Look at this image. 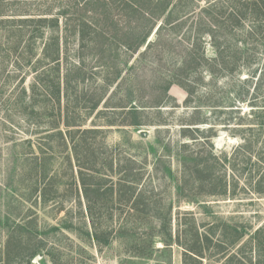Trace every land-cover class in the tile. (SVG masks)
Segmentation results:
<instances>
[{
	"label": "rangeland",
	"instance_id": "1",
	"mask_svg": "<svg viewBox=\"0 0 264 264\" xmlns=\"http://www.w3.org/2000/svg\"><path fill=\"white\" fill-rule=\"evenodd\" d=\"M208 4L221 22L218 50L194 32ZM234 9L231 0H0V264H130L127 250L151 233V258L135 264L164 263L168 256L184 264L179 243L157 250L163 243L156 217L167 208L173 236L183 241L192 229L213 227V239H221L237 227L247 245L242 261L264 264V13H246L232 26L226 18ZM168 19L184 21L164 38L173 46L171 63L197 43L190 68L196 70L187 78L195 82L200 110L184 104L186 92L176 84L169 99L162 94L157 65L143 51V37L156 38ZM82 21L88 23L83 42ZM54 37L58 46L44 51ZM198 121L214 127L208 134L213 153L235 150L228 161L207 166L209 177L229 184L225 195H208L210 185L192 179L176 191L183 174L178 153L209 151L200 139L180 147L179 128ZM75 128L93 130L79 148L80 163L114 169H100L92 181L93 221L100 239L109 235L106 245L92 237L71 143L56 134ZM157 128L162 143L154 141ZM166 142L169 152L159 146ZM130 169L139 175L132 197L141 196L133 213L117 195L111 199L103 178L114 182ZM36 249L40 254H32ZM214 249L191 264H224L227 252Z\"/></svg>",
	"mask_w": 264,
	"mask_h": 264
},
{
	"label": "trees",
	"instance_id": "2",
	"mask_svg": "<svg viewBox=\"0 0 264 264\" xmlns=\"http://www.w3.org/2000/svg\"><path fill=\"white\" fill-rule=\"evenodd\" d=\"M184 0H181L183 2ZM241 0H231V4H234L235 9L230 12L228 17L226 18L227 21L229 22L228 24H231L232 26L237 25L244 16H246V13H250L251 16L254 18L258 16L259 13H264V0H246V1H241ZM181 8L180 6H176V10H173L174 13L178 12ZM202 11V16H199L198 21L194 25V32L196 36H201L204 37L207 35L209 39L212 40L213 45L217 47L218 50V42L217 40V35L220 33V25L221 22L219 21L217 17V12L214 9V6L211 4H208L204 7H201ZM39 22H41L39 20ZM184 21H171V19H168L167 24L165 23V29L162 31L161 26L162 23L157 27L156 29V38L153 40H148V33L145 35L141 41L142 45H145L143 51L145 53L146 49L148 52H151V55L153 57L154 62L157 65V70L159 73V79L162 82V94L164 96H167L169 99V88L171 85L176 84L179 87H181L185 92H186V97L184 99V104L186 106H193L196 109L195 110H200L197 109V107H200L202 105L201 101L196 98L195 94V89L194 85L191 83L190 78H187L188 73H193L196 68L191 70V66L193 65V62L195 61V54L194 51L196 50V41H193V44L191 48L188 50L180 51V53L177 55L178 56V63H171L172 60H175V55L173 51V46L172 44L167 41L166 35L173 33L176 29H178ZM88 23H85L82 21L81 24L78 25L77 27V32H78V37L81 42L84 41V38L87 35V27ZM161 29V31H160ZM256 25H253L252 30L255 31ZM165 36V37H164ZM55 39V40H54ZM50 40L47 42L46 47H44V51L47 50V48L51 46L57 47L58 44L56 42V38ZM166 40V41H165ZM227 40V39H226ZM147 52V51H146ZM218 52H221L220 50ZM145 55V54H143ZM144 57V56H143ZM172 58L169 59V58ZM53 58V57H52ZM176 61V60H175ZM215 61V60H214ZM209 75L213 76V69L209 67L208 69ZM194 75V74H193ZM197 76V75H196ZM197 80H200L201 78L199 76L196 77ZM45 85L47 88L51 89L50 83H42ZM198 100V101H197ZM197 103H201L200 105ZM203 106V105H202ZM202 114V111H199V115ZM204 124V121H198L196 123L187 125V126H181L178 130V133L182 139V143L180 144V147L182 149L188 148L189 142H198L200 141L204 143L205 145L208 146L209 151L208 153L204 156L201 157L199 153H191L187 152L184 153L185 150H182L181 152L178 153V162L183 166L182 167V176L178 178L177 183H176V191L180 192L182 187L185 185V183L192 179L194 183L198 184L199 186H203L204 184H209L210 189L208 192V195H214V196H222L227 193L228 186L229 184L224 180L222 182L221 179H218L217 177L211 178L209 177V174L211 173L212 170L207 168L209 167L208 163L212 162L211 165H215L218 163L217 159L220 160L222 163L228 161V159H231L233 157V154L235 150L231 151V153H228L226 151H223L220 153V155H216L213 150V145L212 142H209V136L208 134L213 131V126L209 127H201L198 125ZM76 130V131H75ZM80 128H75L74 131L72 129H67V131L63 132L61 129L57 130V135L58 137L64 142L66 139L70 141L71 143V149L72 152L75 154V158L77 161L78 168L80 169L78 172V178L81 180L82 186H83V194L86 198L87 204H88V212L90 218H92V237L96 241L97 245L101 246V244L106 245L110 242V237L109 235L106 236L104 239H100L101 237L98 235L97 229L95 228V223H94V218L92 216V206L94 204V199L93 195L91 194L96 191L95 189V183H93V179L95 175H100V169L101 170H110L111 172H114V169L112 167V164L110 163L109 165H100V169H96L94 164L91 163V161L86 162V163H80L79 161V154L81 150L84 149L82 147L83 145L87 146L88 144L86 143V137L85 134L87 135L89 132L93 131L91 130H82L79 134ZM83 132V133H82ZM162 130L160 128H157L155 131V139L154 141L158 143H162L164 140L162 137H160L159 133H161ZM207 134V135H206ZM248 142V141H247ZM162 150L165 152H169L170 147L169 143H164L159 145ZM149 149L152 152H156L155 147L150 146ZM201 158L202 161H200ZM198 160L199 162H196ZM109 169H108V167ZM211 166V167H212ZM166 174L169 177H172V171L171 168L165 169ZM210 172V173H209ZM107 181H109V184L107 185V190L109 191V195L111 199L113 200L114 196L117 195V200L118 202L120 201H125L129 203V210L130 212H136V205L141 202L140 201V195L138 197L133 196L134 191H135V184L139 180V175L137 173H133L130 169L129 172H126V174L122 177L117 179L116 181H112V177L106 176L103 177ZM104 179V181H105ZM142 195V194H141ZM164 213V212H163ZM159 214L158 218L159 219V232H160V241L163 243L162 247H158L160 249V252H166L169 251L171 244L173 243H179L184 248V253H183V262L184 264H191L195 263L197 261H200L201 258L205 255V250L209 247H215L214 252H221L222 254L226 253V258H225V263L224 264H246L244 261H242L241 256L244 255L243 250L247 247V245H242L244 244L241 243L242 240V232L237 229V227H233V236L231 237L232 234L229 236L227 235H222L221 239H213L212 234H214L212 228L210 227L208 231L204 232H199L197 229H192V231H189L188 234L184 235V240L182 241L181 235L177 233V235H172L169 228H170V209L167 208L165 209L164 214ZM160 216V217H159ZM64 224V223H63ZM64 227L71 226L70 224H64ZM154 234L148 237H145L144 240L141 242L135 244L133 248H129L127 251L129 252L128 257H125L124 260H126L130 264H135L136 262L134 260L137 259H149L152 256L153 253V238ZM102 242V243H101ZM11 243V237L7 239V245L9 246ZM236 248V251L230 250V248ZM8 253V252H7ZM40 254V250L36 249L35 251L32 252V254ZM169 253V252H168ZM121 264V263H119ZM155 264H172L171 263V258L168 256V259L164 263H159V261H156Z\"/></svg>",
	"mask_w": 264,
	"mask_h": 264
},
{
	"label": "water",
	"instance_id": "3",
	"mask_svg": "<svg viewBox=\"0 0 264 264\" xmlns=\"http://www.w3.org/2000/svg\"><path fill=\"white\" fill-rule=\"evenodd\" d=\"M39 257H40V256L37 255V256L33 259V261H37V260L39 259Z\"/></svg>",
	"mask_w": 264,
	"mask_h": 264
}]
</instances>
